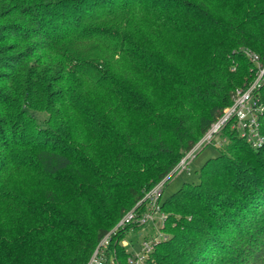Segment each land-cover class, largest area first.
Masks as SVG:
<instances>
[{"label": "trees", "instance_id": "1", "mask_svg": "<svg viewBox=\"0 0 264 264\" xmlns=\"http://www.w3.org/2000/svg\"><path fill=\"white\" fill-rule=\"evenodd\" d=\"M246 49L264 0H0V264H86L253 81ZM224 136L145 264H264V144Z\"/></svg>", "mask_w": 264, "mask_h": 264}, {"label": "built area", "instance_id": "2", "mask_svg": "<svg viewBox=\"0 0 264 264\" xmlns=\"http://www.w3.org/2000/svg\"><path fill=\"white\" fill-rule=\"evenodd\" d=\"M243 53L254 66L253 81L245 89L236 90L231 105L223 110L221 116L179 161L174 170L147 191L143 198L98 242L86 264H107L111 241L120 232L126 234V237L120 241V245L127 248L129 246L127 237L135 235L137 229L153 225L155 229L161 231L165 219V215L161 212V202L166 181L173 175L186 171L188 165L203 148L210 145L223 146L226 143L225 131L236 133L253 149H259L263 146L264 136L260 131L259 118L264 113V105L260 102V90L264 87V58H260L247 49ZM158 235L151 240L143 238L139 244V251L136 253L131 252L127 263L145 264L156 244L167 239L163 234ZM109 264H116V262L112 259Z\"/></svg>", "mask_w": 264, "mask_h": 264}, {"label": "rangeland", "instance_id": "3", "mask_svg": "<svg viewBox=\"0 0 264 264\" xmlns=\"http://www.w3.org/2000/svg\"><path fill=\"white\" fill-rule=\"evenodd\" d=\"M41 116V115H40ZM41 119H45V115L41 116ZM223 146H207L200 150L194 160L188 165V169L182 173H177L172 176L171 180L167 184L164 189L163 198H167L172 193L176 192L184 183L190 184H197L199 182L198 179V170L203 165V163L210 158L216 157L219 154V150ZM28 176H33L28 174L27 172L24 173L22 171L13 169L9 175L10 182L12 183H19L23 184L27 183L26 178ZM158 223V221H156ZM137 231V230H136ZM138 232V231H137ZM140 232V231H139ZM162 231L155 229L153 225L145 226L140 234L141 236L132 235L131 237H127L129 241L128 251L131 253H136L139 251V244L141 243L143 238H147L148 240L154 239L155 237L159 236L158 234H163L167 237L165 233H160ZM139 234V235H140ZM132 241V243H130ZM132 245V247H131Z\"/></svg>", "mask_w": 264, "mask_h": 264}]
</instances>
